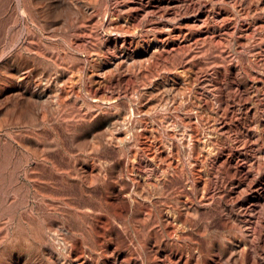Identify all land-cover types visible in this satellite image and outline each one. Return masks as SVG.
<instances>
[{"label":"rangeland","instance_id":"rangeland-1","mask_svg":"<svg viewBox=\"0 0 264 264\" xmlns=\"http://www.w3.org/2000/svg\"><path fill=\"white\" fill-rule=\"evenodd\" d=\"M230 1L0 0V264H264V0Z\"/></svg>","mask_w":264,"mask_h":264},{"label":"bare ground","instance_id":"bare-ground-1","mask_svg":"<svg viewBox=\"0 0 264 264\" xmlns=\"http://www.w3.org/2000/svg\"><path fill=\"white\" fill-rule=\"evenodd\" d=\"M230 1V0H229ZM234 4L238 5L241 8V11L244 13H247L253 6L255 0H231ZM230 1V2H231ZM193 8V7H192ZM255 8V7H254ZM210 13V12H209ZM171 17V16H168ZM201 17V16H200ZM173 19V17H172ZM201 19V20H200ZM209 19V18H208ZM218 19V18H217ZM206 20V19H205ZM198 21H202V18H199ZM209 21V20H208ZM169 28V27H168ZM157 35V34H156ZM168 36L170 37H180L184 36L188 38V32H186L185 28H180L179 30H172L170 33H168ZM162 39L161 41L166 40ZM193 41V40H192ZM190 42V41H189ZM192 44V43H191ZM15 67V66H14ZM14 72L17 74L20 73L18 68L14 69ZM17 79L19 83H22L26 79V75H18ZM168 91V90H167ZM28 96V95H27ZM30 99H32L36 104H38L41 100H44L45 105L48 109H51L53 107V99H52V94L50 90H45L40 88V86H36L34 90H32L29 93ZM41 103V102H40Z\"/></svg>","mask_w":264,"mask_h":264}]
</instances>
